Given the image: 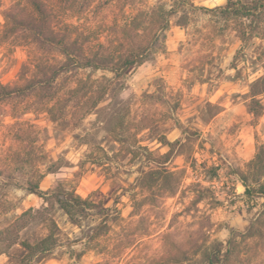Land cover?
<instances>
[{"label": "rangeland", "instance_id": "obj_1", "mask_svg": "<svg viewBox=\"0 0 264 264\" xmlns=\"http://www.w3.org/2000/svg\"><path fill=\"white\" fill-rule=\"evenodd\" d=\"M227 1L0 0V264L47 236L40 264H211L213 242L264 264V24ZM59 187L121 220L92 240L98 215L73 222Z\"/></svg>", "mask_w": 264, "mask_h": 264}, {"label": "trees", "instance_id": "obj_2", "mask_svg": "<svg viewBox=\"0 0 264 264\" xmlns=\"http://www.w3.org/2000/svg\"><path fill=\"white\" fill-rule=\"evenodd\" d=\"M220 9L223 15L250 19L252 30H256L260 24H264V0H228ZM72 44L63 45V51L66 55H73L70 52V48L72 47L70 45ZM85 59L86 62H84V64L80 61H78L77 64L81 63L82 65L96 69H108L117 73H120V70L127 71L138 65L137 60H135V58H130V56L115 61L111 56L105 53H95L92 58ZM64 66L65 65H63V69ZM255 83L257 85H264V76L258 78ZM257 157L262 159V154H258ZM172 174V172L165 170L166 176H171ZM244 186L248 191L246 179H244ZM261 189L264 194V184L261 185ZM28 190L41 197H47L49 194L53 193L50 190L44 191L40 188L38 183L30 184ZM55 197L60 208L77 224H81L91 212H95V214L98 215L99 222L91 229L92 240H97L102 236L109 235L114 225L118 220H121V212L117 206L109 207L99 203L97 204L91 197L85 198L75 190L59 187ZM258 221L259 218H256L253 223L249 222L245 225L246 233H249V236L254 233L252 230L255 229V222ZM48 239L49 237L47 236L34 244L27 240L22 241L23 247L27 250V254L25 255V258L28 260L27 264H40L44 261L48 253H50V248L46 245ZM230 254H232V250L227 248L225 251V246L221 242H213L202 252L203 258L208 259L211 264H225V260L228 259ZM184 259H186L185 256Z\"/></svg>", "mask_w": 264, "mask_h": 264}, {"label": "crops", "instance_id": "obj_3", "mask_svg": "<svg viewBox=\"0 0 264 264\" xmlns=\"http://www.w3.org/2000/svg\"><path fill=\"white\" fill-rule=\"evenodd\" d=\"M246 137L245 135H243V138ZM250 141V140H249ZM242 143L244 146L248 147L249 149L252 148L254 146V141L252 140L251 142H246L245 138L242 140Z\"/></svg>", "mask_w": 264, "mask_h": 264}]
</instances>
